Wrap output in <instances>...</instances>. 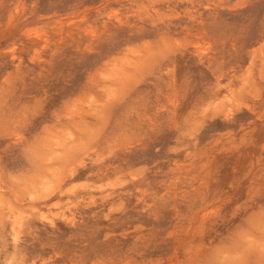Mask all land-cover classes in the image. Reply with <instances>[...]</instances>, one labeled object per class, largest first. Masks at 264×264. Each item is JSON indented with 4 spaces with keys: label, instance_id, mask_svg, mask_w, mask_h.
<instances>
[{
    "label": "rangeland",
    "instance_id": "obj_1",
    "mask_svg": "<svg viewBox=\"0 0 264 264\" xmlns=\"http://www.w3.org/2000/svg\"><path fill=\"white\" fill-rule=\"evenodd\" d=\"M0 264H264V0H0Z\"/></svg>",
    "mask_w": 264,
    "mask_h": 264
}]
</instances>
